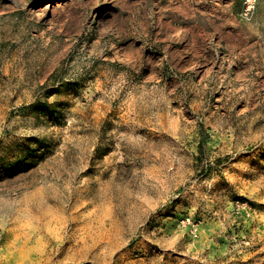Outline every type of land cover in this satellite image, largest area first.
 <instances>
[{
  "label": "rangeland",
  "instance_id": "374dc122",
  "mask_svg": "<svg viewBox=\"0 0 264 264\" xmlns=\"http://www.w3.org/2000/svg\"><path fill=\"white\" fill-rule=\"evenodd\" d=\"M0 0V264H264V0Z\"/></svg>",
  "mask_w": 264,
  "mask_h": 264
},
{
  "label": "built area",
  "instance_id": "2783aa9c",
  "mask_svg": "<svg viewBox=\"0 0 264 264\" xmlns=\"http://www.w3.org/2000/svg\"><path fill=\"white\" fill-rule=\"evenodd\" d=\"M246 3L248 4V6H247V12H248V11L251 10V7H250V5H251V0H247Z\"/></svg>",
  "mask_w": 264,
  "mask_h": 264
}]
</instances>
